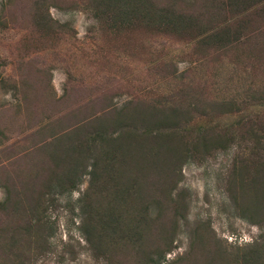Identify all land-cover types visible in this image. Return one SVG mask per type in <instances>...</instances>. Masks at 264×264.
<instances>
[{
    "label": "rangeland",
    "instance_id": "obj_1",
    "mask_svg": "<svg viewBox=\"0 0 264 264\" xmlns=\"http://www.w3.org/2000/svg\"><path fill=\"white\" fill-rule=\"evenodd\" d=\"M170 3L192 17L204 5L208 24L169 30L148 16L150 5ZM140 7L0 0V241L13 243L0 248V264H148L166 248L162 264H264V222L247 219L249 192L230 188L245 179H232L233 164L264 162V141L237 135L225 149L166 161L129 154L127 177L109 170L111 149L85 151L100 128L114 138L135 107L175 106L188 86L264 114V4ZM223 24L236 32L230 41L201 39Z\"/></svg>",
    "mask_w": 264,
    "mask_h": 264
},
{
    "label": "trees",
    "instance_id": "obj_2",
    "mask_svg": "<svg viewBox=\"0 0 264 264\" xmlns=\"http://www.w3.org/2000/svg\"><path fill=\"white\" fill-rule=\"evenodd\" d=\"M125 1L128 2L130 11H140L141 0ZM240 1L247 4L251 3V7L264 4V0ZM208 2L205 1V4ZM150 6L147 12L148 16L155 18L154 21L159 26L169 30H175L177 24L180 28L186 27V30H188L190 27H197L201 21L202 24H208L209 22V20L203 21L205 15L201 12L204 5L200 7L199 11L195 12L193 17L187 14H177L174 3L166 4L158 9L154 8L153 5ZM235 33H232L229 25L223 24L203 34L201 39L214 44L226 43L234 37ZM187 90L189 93L186 91L179 93L178 98H180V101L176 99L177 104H174L175 106H161L160 108V106L145 105V108L135 107V113L128 116L131 120L130 125H127L128 128L125 125L124 127L121 126L114 138L107 137L104 129L100 128L99 132L96 131V136L90 140L92 148H87L85 151L91 152L93 150L97 152L96 150L100 149H111L108 154L111 163L108 165L109 170L119 165V167H122V176L127 177L123 167H126L132 160L129 154H133L136 159L141 157L137 153H150L157 161H166L171 157L176 159V157L192 152L206 154L213 149L227 148L237 138V135L242 136V139L251 140L259 146L262 144L264 141V114L250 116L241 111L233 101L208 100L201 93L196 94L192 87L188 86ZM137 125L144 126V130L139 131ZM67 135L65 134L63 137ZM95 142H98V145ZM160 157H164V159ZM242 174H245V179L241 181V184L233 182L234 177ZM74 175L66 176L69 184L73 186L76 184ZM231 176L230 188L235 190L240 185L241 190L249 192L246 202L250 204L245 206L248 215V218H246L253 225L260 226L264 222V212L258 211L264 206V162L259 161L251 170L247 165L239 167L233 164ZM62 177L65 178V176ZM9 198L10 195L7 192L1 205L3 210L9 205ZM254 203L258 205L256 206ZM252 204L256 207L260 205V208L253 211V207L250 206ZM32 228L39 229V223ZM3 231L6 230L2 229L0 222V232L3 233ZM86 241L90 242L88 239ZM10 244L13 246V243L4 245V241H0V248L2 250L3 248L7 249ZM255 244L257 245V243ZM169 251L170 249L166 248L157 254H150L147 263L162 264L165 255ZM221 253V250H219L217 256L219 257ZM29 262L30 260L26 264H30Z\"/></svg>",
    "mask_w": 264,
    "mask_h": 264
}]
</instances>
